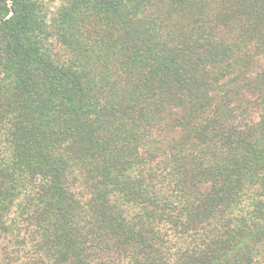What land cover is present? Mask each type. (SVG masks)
Wrapping results in <instances>:
<instances>
[{
	"label": "trees",
	"instance_id": "1",
	"mask_svg": "<svg viewBox=\"0 0 264 264\" xmlns=\"http://www.w3.org/2000/svg\"><path fill=\"white\" fill-rule=\"evenodd\" d=\"M0 264H264V0H0Z\"/></svg>",
	"mask_w": 264,
	"mask_h": 264
}]
</instances>
